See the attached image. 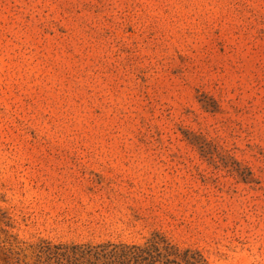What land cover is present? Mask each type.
<instances>
[{
    "label": "rangeland",
    "instance_id": "1",
    "mask_svg": "<svg viewBox=\"0 0 264 264\" xmlns=\"http://www.w3.org/2000/svg\"><path fill=\"white\" fill-rule=\"evenodd\" d=\"M154 238L264 264V0H0V264Z\"/></svg>",
    "mask_w": 264,
    "mask_h": 264
},
{
    "label": "trees",
    "instance_id": "2",
    "mask_svg": "<svg viewBox=\"0 0 264 264\" xmlns=\"http://www.w3.org/2000/svg\"><path fill=\"white\" fill-rule=\"evenodd\" d=\"M156 238L142 245L56 246L38 251L36 264H209L200 253L180 254L167 241Z\"/></svg>",
    "mask_w": 264,
    "mask_h": 264
}]
</instances>
